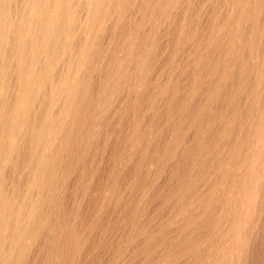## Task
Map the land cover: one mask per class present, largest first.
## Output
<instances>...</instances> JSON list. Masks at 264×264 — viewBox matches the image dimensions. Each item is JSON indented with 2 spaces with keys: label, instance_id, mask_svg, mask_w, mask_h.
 I'll use <instances>...</instances> for the list:
<instances>
[{
  "label": "rangeland",
  "instance_id": "rangeland-1",
  "mask_svg": "<svg viewBox=\"0 0 264 264\" xmlns=\"http://www.w3.org/2000/svg\"><path fill=\"white\" fill-rule=\"evenodd\" d=\"M32 1L0 0L9 15L4 19L10 43L0 51V73L10 85L0 91L7 126L24 69L12 49ZM171 1L110 0L94 22L85 14V0H64L66 11L54 9L60 25L73 16L75 26L73 34L49 42L65 48L55 74L73 77V52L74 62L83 64L77 82L82 86L89 79L88 108L94 111L104 96L109 99L88 143L69 137L82 156L47 207L31 264H121L124 243L125 264H160L163 253L189 245L191 251L162 263L264 264V0ZM165 11L169 16L162 20ZM228 27L235 37L227 38ZM47 62L29 60L30 72L47 70ZM123 70L127 79L113 95L112 81ZM38 106L31 121L44 115ZM7 194L22 199L10 186ZM12 253L15 258L18 250Z\"/></svg>",
  "mask_w": 264,
  "mask_h": 264
},
{
  "label": "bare ground",
  "instance_id": "bare-ground-1",
  "mask_svg": "<svg viewBox=\"0 0 264 264\" xmlns=\"http://www.w3.org/2000/svg\"><path fill=\"white\" fill-rule=\"evenodd\" d=\"M37 1H38V4H36V6H35L36 1L35 0L32 1L31 6H29V9L26 11L24 23L18 32L19 37L17 39H15V42L17 45L14 44L15 47L14 48L12 47L13 51H16V50L18 51L19 58L22 60V65H23L24 69L22 70V72L18 76V82H19L21 88L19 90V93L17 95H15L16 97L14 99L15 100L14 106L9 112L13 116V119H12L11 123H9L10 124L9 126H7V124L4 122L5 120L3 118V114L0 112V264H31V253H32V251H34L33 248L36 245V243H38L39 235L42 236L41 233L43 232V228L47 225V222L45 221V215L47 212L46 210H48L47 207L52 202V200L56 197L58 191L62 190L65 187L68 177H70L72 175V173H74L73 171L75 170V167L77 166L76 163L80 161L81 156H82L79 148L74 149L73 146L68 144L69 137L70 136L72 137V135H73L74 136L73 138L75 139L77 144H80L81 146L85 145V143L87 141L89 142V138L91 137V135H90L91 131L90 130L96 124L95 123L96 117L99 115L100 111L103 109V107L107 103V100L109 99V95L104 96L105 98L101 99L100 104L98 105L97 109L94 111H91L90 108H88V106L86 105L87 100H88V92L86 90V82H89V81H87L89 79L86 80L85 78H87V77H85L84 78L85 80L83 79L84 82H82V86H81V83L79 84L77 82L78 78H76V75L78 74L79 67L83 66V64L81 62L82 61L81 59H78V61L76 63L74 62V60H76V59L74 58V56H72L73 52L70 53V58H69V60L74 63V64H69L72 66V67L71 66H69V67L71 69L73 77H71V76L69 77V75H68L64 78H60L59 75L55 74V72L53 70L54 66L56 65L57 61H59L58 57L61 56L62 50L65 51V48L63 49L62 47L60 49H56L55 43L58 40H60L59 37L61 35L69 36L70 34H73L72 28L75 27V26L73 27L74 18H73V16H69L66 24L65 23L63 24L61 22L62 24L60 25V23L58 22V16L56 15V13H54V9L60 10V11H66L67 7L65 6L66 4H64L66 2H64V0H37ZM85 1H86L87 6H89V8L87 9V12L85 14H87L88 17L91 16V19L94 22L100 17L101 11L103 10L104 7H106L105 5H107L110 0H85ZM172 1H171V3H172ZM128 2H129V0H128ZM168 2H170V1H168ZM173 2H175V0ZM253 3L251 1L252 6H253ZM170 4H167V5L170 6ZM241 4H243V3H241ZM241 4H240V6H241ZM124 6H125V4L124 5L123 4H117V7L119 9H124ZM237 6H238V2H237L236 7ZM259 6L261 7V5H259ZM84 7H82L83 10H84ZM128 7H130V5ZM150 7H152V6H150ZM249 7L252 8L251 6H249ZM263 8H264V6H263ZM253 9H255V8H253ZM256 9H258V8H256ZM163 10L164 9H162V11ZM242 10H243V8H242ZM112 12H114V11H112ZM159 12L161 13V11H159ZM259 14H262V13H259ZM7 15H8L7 12L5 14V10L0 9V51H1V49H4L8 43H10L8 36H7V30H6L8 24H7V20L5 21V19H6L5 17ZM168 16H169L168 12L165 11V12H163V14L161 16L162 17L161 19L166 20L168 18ZM254 16H255V14H254ZM147 18H148V16H147ZM251 18H252V16H251ZM91 22H90V24H91ZM156 22H157V20H156ZM253 22H256V21H253ZM17 24H18V22H17ZM96 24H98V23H96ZM237 24L238 23H236V25ZM16 26H18V25H16ZM227 26H229V25H227ZM220 29H222V28H220ZM74 30H75V28H74ZM224 31H225V29H224ZM220 32H221V30H220ZM235 32L236 31L234 30L233 27L229 28L228 32L226 33L227 38L233 37L235 35ZM74 33H75V31H74ZM243 33H245V32H241L240 35ZM76 34H78V33H76ZM244 36L242 35V37H244ZM28 37H30L29 42L27 41ZM221 37L223 40L225 39L224 34ZM51 40H53V42L54 41H56V42L50 46L49 42ZM235 40H236V38H235ZM187 41H189V40H187ZM227 41H228V39H227ZM243 41L244 40H242V42ZM142 43L144 44V50L147 49V45L145 44L146 41H145V43L144 42H142ZM226 43H225V45H226ZM252 44H253V42H252ZM222 45L223 44H221L218 47H221ZM57 46H59V45H57ZM255 46H257V44ZM252 50H255V48H253ZM78 52H80V51H78ZM242 52H240V53H242ZM64 53H66V52H64ZM135 53H136V51H135ZM44 57H45V59H48L47 65L49 66V68H47V70L42 71L41 73L37 72L38 74L30 72L29 67H28V66H30V63L37 64L39 62V60H41ZM142 57H144L142 55V53H141V55H137L136 56L137 61H140ZM13 58H15V57L13 56ZM13 58H12V60H13ZM29 60H30V63H28ZM136 63H138V62H136ZM219 65H220V63H219ZM223 66H221V67H223ZM15 68H16V66H15ZM13 70H15V69H13ZM230 70H231V67H230ZM60 74H61V72H60ZM211 74H213V73H211ZM227 74H229V73H227ZM127 75H128L127 70H123V72L119 76H117L115 78V80L112 81L111 94L114 95L119 90V88L121 87L123 82L127 79ZM104 79H105V77H104ZM10 81H12V80H10ZM221 81H223V80H221ZM48 87L50 88V91H49L50 94H49V98L46 97V99H47V101H46L45 96L47 95V93H49ZM80 87H84L83 91H82V88L80 90ZM9 88H10V85L8 84V82H6V79L4 78V76L1 72L0 73V91L6 90V92H7V90H9ZM250 88H251V85H250ZM252 88H253V86H252ZM252 88H251V90H252ZM248 93H252V92H248ZM80 94H81V96H80ZM0 96H1V93H0ZM236 100H235V102H236ZM37 102L39 105L38 107L43 109L44 115H43V117H39V118H36L34 121H31L30 117H31V114L33 112L34 106ZM84 103H85V106L83 107ZM10 106H11V104H10ZM38 111H40V110H38ZM40 112H42V111H40ZM8 117H6V119ZM227 126H229V125H227ZM231 133H229V134H231ZM262 141H263V139H262ZM218 142H220V141L218 140ZM214 146H215V143H214ZM173 151H174V149H173ZM169 152H170V150H169ZM236 167H238V166H236ZM10 172H12L13 176H17V178H18L17 182L15 180L16 178L15 179L11 178V176L9 175ZM247 177H249V176H247ZM8 186L12 187L14 191L21 192L22 193V199L20 200L14 195H8L7 194V187ZM192 195H194V194H192ZM247 215H249V214H247ZM211 222H213V221H211ZM226 222H227V220H226ZM193 226H195V225H193ZM61 227H63V226H59L58 230H60ZM22 242H23V244L20 246V244ZM42 242H43V240H42ZM59 243H60V241H57L55 243L56 248L58 247ZM192 246L193 245H189L186 247L183 246V248H181L182 250L174 252V253L173 252L168 253V254L163 253L160 256L161 258L163 256L162 262L164 259L169 261V263L172 262L177 257L178 254H185V253L189 252V250L191 251ZM128 247H129L128 244L124 243L120 248V251L118 254V261H120L121 264L126 263L125 255L128 254L127 253ZM15 250H18V254L15 258L13 257L14 258L13 259L11 257V255L13 254L12 252H15ZM133 253L131 255H133ZM234 254L235 253H233L232 256H234ZM140 255H142V254H140ZM147 255H148V253H147ZM231 258H232V260L230 261V263H232L234 261V259H233L234 257H231ZM162 262L160 264H163ZM32 263H33V261H32ZM47 264H50V263L47 262ZM144 264H146V263H144ZM149 264H151V263H149Z\"/></svg>",
  "mask_w": 264,
  "mask_h": 264
}]
</instances>
